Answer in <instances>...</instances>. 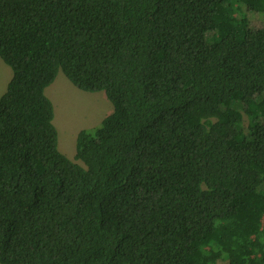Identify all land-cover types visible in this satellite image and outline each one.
<instances>
[{"label":"trees","instance_id":"obj_1","mask_svg":"<svg viewBox=\"0 0 264 264\" xmlns=\"http://www.w3.org/2000/svg\"><path fill=\"white\" fill-rule=\"evenodd\" d=\"M0 57V264H264V0H0ZM59 70L113 105L83 165Z\"/></svg>","mask_w":264,"mask_h":264},{"label":"rangeland","instance_id":"obj_2","mask_svg":"<svg viewBox=\"0 0 264 264\" xmlns=\"http://www.w3.org/2000/svg\"><path fill=\"white\" fill-rule=\"evenodd\" d=\"M251 22L260 27L263 25V18L261 15H253ZM9 69L11 78L12 69L11 67ZM55 81L59 85L54 88L47 87L45 93L54 107L53 124L57 129V146L73 162L83 165L81 160L75 158L77 132L82 129H94L112 112L113 105L104 91L81 90L61 70L58 71L53 83ZM7 82L0 84V92L5 91ZM50 90H53V93ZM247 121V116L243 113V125H246ZM216 264H227V260L219 259Z\"/></svg>","mask_w":264,"mask_h":264},{"label":"crops","instance_id":"obj_3","mask_svg":"<svg viewBox=\"0 0 264 264\" xmlns=\"http://www.w3.org/2000/svg\"><path fill=\"white\" fill-rule=\"evenodd\" d=\"M9 65L8 64H6L4 61H3V59L0 57V84H4L5 83V81H10V69H9V67H8ZM58 75V74H57ZM12 77V76H11ZM63 81V80H62ZM8 82H7V84H8ZM53 83V82H52ZM51 83V84H52ZM49 85V86H53V88L55 87V86H57V85H59V84H57V81H55V83H53L52 85ZM48 86V87H49ZM7 87V86H6ZM6 90V89H5ZM55 90V89H54ZM5 91H3V92H0V96L4 93ZM50 92L51 93H53V90H50ZM80 131V130H79ZM78 131V132H79ZM78 132H77V134H78ZM77 137V136H76Z\"/></svg>","mask_w":264,"mask_h":264}]
</instances>
